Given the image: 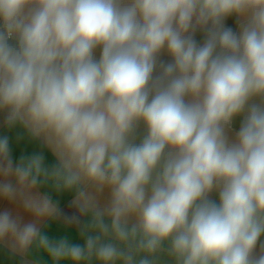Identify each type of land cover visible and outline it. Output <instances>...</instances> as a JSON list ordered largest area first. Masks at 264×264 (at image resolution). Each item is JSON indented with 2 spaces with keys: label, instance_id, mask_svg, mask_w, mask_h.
Listing matches in <instances>:
<instances>
[{
  "label": "clouds",
  "instance_id": "1",
  "mask_svg": "<svg viewBox=\"0 0 264 264\" xmlns=\"http://www.w3.org/2000/svg\"><path fill=\"white\" fill-rule=\"evenodd\" d=\"M0 113L41 148L0 136L20 264H264V0H0Z\"/></svg>",
  "mask_w": 264,
  "mask_h": 264
},
{
  "label": "crops",
  "instance_id": "2",
  "mask_svg": "<svg viewBox=\"0 0 264 264\" xmlns=\"http://www.w3.org/2000/svg\"><path fill=\"white\" fill-rule=\"evenodd\" d=\"M225 26L228 28H231L233 31L238 32L239 31V21L235 16L229 17L225 21ZM202 31H197L194 35V39H199L202 36ZM95 58L99 59L100 56V50L97 49L95 52ZM160 59L164 62H170L171 58L167 55V53H162ZM5 113H0V136L7 135L9 136L10 140V147L12 150V158L14 162H18L20 156L22 155H29L33 152L40 151V145L36 142H29L27 138L17 140V135L21 134L20 129H12L9 130L4 124L5 120ZM243 121V115L237 116L234 118L232 122L231 129L228 131V135L230 139L235 138V133L239 130L241 123ZM144 133L143 126H141L138 129V139L142 137ZM43 154L45 156V162L46 164H52L55 161L54 156L52 155L51 151L48 149H43ZM3 179V178H0ZM41 194H49L47 189H40ZM53 200H58L59 205L61 208L62 213L64 216H78V211L72 206V199L73 196L70 193H65L57 196L55 193H51ZM210 198L212 200H215L216 202L219 201L218 192H213L210 194ZM102 201H106L108 199V193L105 192L103 196L101 197ZM7 209L10 211L13 216L22 218V221L24 223L32 221L34 218L31 216L30 213H27L22 205L18 201H7L3 198H0V211H4ZM83 218H81L82 220ZM75 226H73L72 230H69L67 233L73 242L77 243H83L82 240H80L78 237H76L74 232ZM50 235H61L64 234L61 230L58 229L57 225H51V227L48 229ZM264 244V235L261 236L260 240L257 243L255 254L259 255L261 253V247L260 245ZM44 259L46 260L47 257L45 256ZM20 257H13L9 254L8 249L6 246H0V264H20Z\"/></svg>",
  "mask_w": 264,
  "mask_h": 264
},
{
  "label": "built area",
  "instance_id": "3",
  "mask_svg": "<svg viewBox=\"0 0 264 264\" xmlns=\"http://www.w3.org/2000/svg\"><path fill=\"white\" fill-rule=\"evenodd\" d=\"M226 27V26H225ZM235 32V31H234ZM203 40H204V33L202 34V36L199 38V39H197V42H199V43H203Z\"/></svg>",
  "mask_w": 264,
  "mask_h": 264
}]
</instances>
